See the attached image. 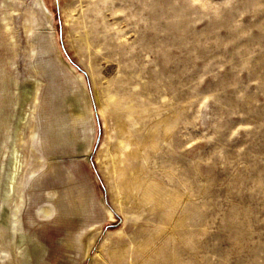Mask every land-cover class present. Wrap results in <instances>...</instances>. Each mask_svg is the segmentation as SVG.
Returning <instances> with one entry per match:
<instances>
[{
  "label": "rangeland",
  "instance_id": "obj_1",
  "mask_svg": "<svg viewBox=\"0 0 264 264\" xmlns=\"http://www.w3.org/2000/svg\"><path fill=\"white\" fill-rule=\"evenodd\" d=\"M0 264H264V0H0Z\"/></svg>",
  "mask_w": 264,
  "mask_h": 264
},
{
  "label": "bare ground",
  "instance_id": "obj_2",
  "mask_svg": "<svg viewBox=\"0 0 264 264\" xmlns=\"http://www.w3.org/2000/svg\"><path fill=\"white\" fill-rule=\"evenodd\" d=\"M43 6H44V9L46 10V11H48V9H47V7L45 6V4H43ZM48 13H49V11H48ZM15 170V169H14Z\"/></svg>",
  "mask_w": 264,
  "mask_h": 264
}]
</instances>
